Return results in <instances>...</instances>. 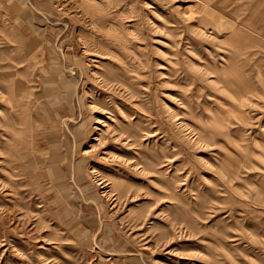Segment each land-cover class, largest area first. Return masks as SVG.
I'll use <instances>...</instances> for the list:
<instances>
[{
    "label": "rangeland",
    "instance_id": "obj_1",
    "mask_svg": "<svg viewBox=\"0 0 264 264\" xmlns=\"http://www.w3.org/2000/svg\"><path fill=\"white\" fill-rule=\"evenodd\" d=\"M238 5L0 0V264H264Z\"/></svg>",
    "mask_w": 264,
    "mask_h": 264
},
{
    "label": "crops",
    "instance_id": "obj_2",
    "mask_svg": "<svg viewBox=\"0 0 264 264\" xmlns=\"http://www.w3.org/2000/svg\"><path fill=\"white\" fill-rule=\"evenodd\" d=\"M237 1L240 6L236 7V12L243 11V23L256 29L255 31L259 35H264V0ZM241 5L243 6L242 9H240Z\"/></svg>",
    "mask_w": 264,
    "mask_h": 264
}]
</instances>
